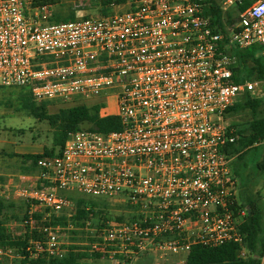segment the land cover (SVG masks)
<instances>
[{
    "label": "built area",
    "instance_id": "obj_1",
    "mask_svg": "<svg viewBox=\"0 0 264 264\" xmlns=\"http://www.w3.org/2000/svg\"><path fill=\"white\" fill-rule=\"evenodd\" d=\"M110 5L106 16L52 23L50 5L0 0V86L27 87L38 102L115 98L123 126L70 134L59 155L37 161L38 173L10 180L13 195L31 204L30 213L47 208V216L68 217L75 201L67 191L122 199L137 216L106 221L98 240L83 244L107 264L146 256L185 264L196 245H242L247 209L236 204V158L228 150L238 137L226 112L244 94L264 92V77L234 81L237 51L258 45L264 56V0H222L224 12L242 7L226 32L204 15L210 0ZM261 177L264 188V168ZM70 229L71 222L44 225L26 255L63 258L75 245L63 234ZM24 258L0 247V264Z\"/></svg>",
    "mask_w": 264,
    "mask_h": 264
},
{
    "label": "trees",
    "instance_id": "obj_2",
    "mask_svg": "<svg viewBox=\"0 0 264 264\" xmlns=\"http://www.w3.org/2000/svg\"><path fill=\"white\" fill-rule=\"evenodd\" d=\"M58 0H35V5H50L51 7ZM95 7H99L102 16L113 13L111 3L123 4L125 0H96ZM222 0H210L212 5L204 9V15L209 17L213 26L226 32L227 26H230L237 20L238 11L242 7H237L228 11H223L221 7ZM67 14V15H66ZM63 15L69 19H76L75 10L70 12H58L52 14V23L64 22ZM88 16H84L86 18ZM225 20V22H224ZM261 47L256 45L245 51H237L238 64L235 67L234 81L237 83L261 79L264 77V56L261 54ZM16 100L19 108L29 116H32L40 122L46 121L53 130V146L44 148V152L38 155H19L10 153L6 155L2 151L0 155L6 156L9 159L19 158L22 160L21 174H36L38 173L37 161L40 158L53 157L59 155L69 138L70 134L81 131V126L84 121L90 122L91 131H98L104 134L121 131L123 129L121 119L116 114H107L103 112L102 104L87 105L78 104L68 108H62L59 112L51 114L47 112V107L52 101L45 100L38 102L34 99L31 90L27 87H20ZM12 106L11 102L6 103L0 101V106ZM250 112L251 119L244 124L229 123L231 127L236 129L238 137L235 144L229 146L228 153L234 156L238 161L241 160L243 151L254 146L261 138H264V96L257 97L249 93L241 96L235 105L226 112V119L230 115L239 112ZM259 174L261 175L264 168V156L257 163ZM235 174L239 176L238 170ZM41 182L39 186H42ZM70 197V196H69ZM75 201V213L68 217L65 214H50L47 208H41L36 212L30 213V203L25 202L26 211L21 215L15 214L16 203L9 202L4 197H0V247L13 248L26 258L14 261V264H107L99 260V256L84 252L85 247L81 246L76 238L80 235L81 228L85 226V222L101 217L103 207L92 200L81 198H73ZM245 199V202L242 203ZM238 209H247L245 220L240 226L241 232L245 235V241L242 245L238 243H227L218 247H205L201 245L194 246L189 252L185 264H258V256L261 253L264 242V206L257 197H251L247 193L245 198L240 195V200L237 202ZM108 217L104 216L100 226L103 227ZM14 220L22 225L21 231H13L8 224ZM123 221V219H116ZM69 222L74 223L78 230L70 231L71 239L76 241L75 245L71 246L70 252L63 258H47L41 257L33 260L26 255L25 248L31 239L42 237L41 228L44 225L61 224L67 227ZM90 241H96L90 239ZM247 250V255H241L242 250ZM140 264H148L141 262ZM151 264V263H149Z\"/></svg>",
    "mask_w": 264,
    "mask_h": 264
},
{
    "label": "rangeland",
    "instance_id": "obj_3",
    "mask_svg": "<svg viewBox=\"0 0 264 264\" xmlns=\"http://www.w3.org/2000/svg\"><path fill=\"white\" fill-rule=\"evenodd\" d=\"M96 0H84L80 2L78 0H58L55 5L51 7V12L54 15L58 12H70L72 9L75 10L76 19H69L66 15H63L64 22L70 20H80L84 16H102L100 13L99 7H95ZM124 11L126 7L116 8L114 11ZM20 87H3L0 86V101L9 103L13 105L8 107L7 105L0 106V153L2 151H8L10 148L15 150L16 148L22 147L23 145H29L33 147H47L51 148L53 146V130L49 124L44 121L40 122L29 116L27 112L19 108L18 102L16 100L17 94L21 89ZM264 92L257 96L263 97ZM52 101L51 104L47 107V112L54 114L59 112L62 108L72 107L74 105L81 104L79 101L72 102H61L57 99L49 100ZM90 106L93 104H89ZM103 112L107 114H115L117 112V105L115 98H111L109 103L103 105ZM251 113L239 112L233 115H230L227 119V123H236L244 124L251 119ZM10 145H9V143ZM34 143V144H32ZM35 145V146H34ZM264 156V145L261 146H252L247 150L243 151V155L240 161L237 159L234 160L232 167L233 170H238L239 176H236L237 180V191L236 196L240 200V195L243 194L244 198L246 193L251 197H257L261 206H264V188L262 185V177L259 174L257 163L261 157ZM21 164L19 160H9L0 155V197H4L9 202L16 203L15 214L21 215L26 211L25 202L28 203L25 199L17 198L13 195V190L10 187V180L16 178L17 175L22 173ZM15 181V180H14ZM68 196L73 198H81L85 200H92L97 202L100 206L103 207V213L101 217L89 220L91 226L89 229H86L85 226L81 228V234L76 236L79 240L78 242L71 239L70 231L78 230L75 229L65 230L63 234L66 235L67 240L70 242L79 243L81 246L83 244H88L90 239L98 240L101 236V220L104 216H107L108 221L119 222L116 219H123V221L131 220L137 216L135 211L122 199L119 198H110V197H98L94 198L89 195H85L77 190H71L65 192ZM245 202V199L241 201ZM66 215V213H63ZM121 222V221H120ZM11 230L18 231L19 233L22 228V225L14 220L10 221L8 224ZM82 243V244H81ZM162 260V259H161ZM175 258L170 257L169 262L165 263L162 261H154V258L151 256H146L142 262L151 263V264H176ZM14 264V262H13ZM19 264V263H18Z\"/></svg>",
    "mask_w": 264,
    "mask_h": 264
},
{
    "label": "crops",
    "instance_id": "obj_4",
    "mask_svg": "<svg viewBox=\"0 0 264 264\" xmlns=\"http://www.w3.org/2000/svg\"><path fill=\"white\" fill-rule=\"evenodd\" d=\"M32 144H34V143H32ZM9 145H10V143H9ZM43 152H44V147H39V146L33 147V146H29V145H23L22 147L16 148L15 150H12L10 148V150L6 151V155L10 154V153H16L19 155H27V154L38 155V154H42ZM4 158L9 159L6 156H4ZM9 160H16V161L19 160L20 164H22V160L19 158H14V159H9Z\"/></svg>",
    "mask_w": 264,
    "mask_h": 264
},
{
    "label": "water",
    "instance_id": "obj_5",
    "mask_svg": "<svg viewBox=\"0 0 264 264\" xmlns=\"http://www.w3.org/2000/svg\"><path fill=\"white\" fill-rule=\"evenodd\" d=\"M90 127H91L90 122L86 120V121L83 122V124L81 126V129L82 130H89Z\"/></svg>",
    "mask_w": 264,
    "mask_h": 264
}]
</instances>
